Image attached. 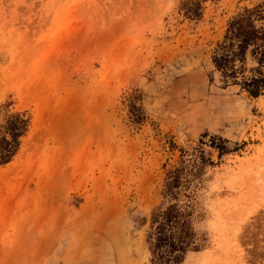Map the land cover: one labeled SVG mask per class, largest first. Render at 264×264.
I'll return each mask as SVG.
<instances>
[{"label":"rangeland","instance_id":"obj_1","mask_svg":"<svg viewBox=\"0 0 264 264\" xmlns=\"http://www.w3.org/2000/svg\"><path fill=\"white\" fill-rule=\"evenodd\" d=\"M186 1L0 0V123L29 117L0 166V264H149L151 212L194 148L202 246L182 264H264V91L212 61L260 0H201L196 18Z\"/></svg>","mask_w":264,"mask_h":264},{"label":"trees","instance_id":"obj_2","mask_svg":"<svg viewBox=\"0 0 264 264\" xmlns=\"http://www.w3.org/2000/svg\"><path fill=\"white\" fill-rule=\"evenodd\" d=\"M181 7L188 17L196 18L201 13V0H188ZM247 58L250 65L246 64ZM212 61L226 79L238 83L249 95L258 96L264 91V0L244 6L230 16ZM129 106L132 122L139 123L142 109L134 97L129 98ZM28 127L25 112L6 113L0 123V166L17 154ZM210 146L220 154L226 151L219 136L210 138ZM188 155H183L179 164L167 172L163 200L151 212L145 238L149 264H182L188 251L202 246L193 226L194 200L209 158L201 148H194Z\"/></svg>","mask_w":264,"mask_h":264}]
</instances>
